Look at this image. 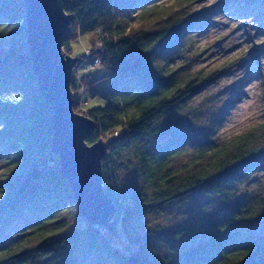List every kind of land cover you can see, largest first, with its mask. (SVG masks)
<instances>
[{"label":"trees","instance_id":"16d2710c","mask_svg":"<svg viewBox=\"0 0 264 264\" xmlns=\"http://www.w3.org/2000/svg\"><path fill=\"white\" fill-rule=\"evenodd\" d=\"M229 1L264 15V0ZM64 10L72 16L67 55L71 32L103 38L91 52L107 73L78 84L72 73L70 87L104 101L79 112L94 122L86 143L106 144L102 185L116 213L107 227L79 215L51 149L52 111L30 59L24 2L0 0V264H264V235L242 229L264 218V195L238 188L264 157V110L260 122L218 144L220 119H198L187 104L235 64L192 68L199 53H187L190 33L208 10L189 12L180 0H66ZM188 150L193 159L178 166ZM115 172L136 183L125 205ZM200 192L224 208L205 237L187 243L192 227L157 216Z\"/></svg>","mask_w":264,"mask_h":264},{"label":"rangeland","instance_id":"374dc122","mask_svg":"<svg viewBox=\"0 0 264 264\" xmlns=\"http://www.w3.org/2000/svg\"><path fill=\"white\" fill-rule=\"evenodd\" d=\"M175 1L179 2L161 0V3L168 5ZM180 1L185 2L192 13L208 10L204 21L190 33L193 39L191 47L186 48L187 53H199L194 58L192 68L209 70L225 61L235 60L231 69L187 103L196 109L191 114L197 115L198 119H220L216 132V142L219 144L261 121L264 110V15H258L252 10H241L231 1ZM69 45L71 52L68 55L78 58L72 69V79L76 84L79 77L88 76L93 80L107 73L102 64H91L95 58L91 51L100 47L98 34L80 35L71 32ZM64 53L66 54L65 51ZM73 94L78 98L77 108L74 110L80 114L79 111L104 104L99 97H88L81 87L74 90ZM191 151L188 150L178 157V166L193 159ZM114 175L117 188L122 194V205H125L130 194L137 188L136 183L132 174L115 172ZM238 188L241 195L247 191L248 194L264 195V157L254 166L252 172L239 182ZM223 208L219 198L200 192L186 197L178 205L171 206L168 214L157 218L159 223L172 225L173 228L192 227L194 230L182 240L192 243L205 237V227L209 220L216 215V211ZM146 220L148 218L142 222ZM242 229L248 233L264 235V218Z\"/></svg>","mask_w":264,"mask_h":264},{"label":"water","instance_id":"95a60500","mask_svg":"<svg viewBox=\"0 0 264 264\" xmlns=\"http://www.w3.org/2000/svg\"><path fill=\"white\" fill-rule=\"evenodd\" d=\"M66 0H23L27 45L39 91L50 104L53 121L52 151L59 156L61 172L75 195L78 213L89 223L107 227L116 213L102 185V159L106 144H87L94 122L73 109L70 87L78 58L65 54L64 34L72 16Z\"/></svg>","mask_w":264,"mask_h":264},{"label":"built area","instance_id":"2783aa9c","mask_svg":"<svg viewBox=\"0 0 264 264\" xmlns=\"http://www.w3.org/2000/svg\"><path fill=\"white\" fill-rule=\"evenodd\" d=\"M99 35V34H98ZM99 37H100V47L99 48H102L103 47V38H102V35H99ZM64 49V48H63ZM65 51V50H64ZM63 51V52H64ZM100 64L101 63V61H100V59H98V58H94V60L91 62V64L92 65H95V64Z\"/></svg>","mask_w":264,"mask_h":264}]
</instances>
